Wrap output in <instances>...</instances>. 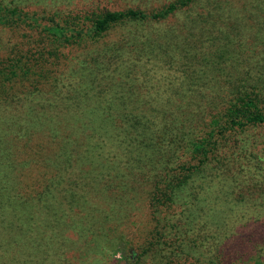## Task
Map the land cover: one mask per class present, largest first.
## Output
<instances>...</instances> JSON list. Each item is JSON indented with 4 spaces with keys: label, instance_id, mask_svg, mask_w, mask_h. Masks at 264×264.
Here are the masks:
<instances>
[{
    "label": "trees",
    "instance_id": "obj_1",
    "mask_svg": "<svg viewBox=\"0 0 264 264\" xmlns=\"http://www.w3.org/2000/svg\"><path fill=\"white\" fill-rule=\"evenodd\" d=\"M76 1L0 0V264H264V48L224 0Z\"/></svg>",
    "mask_w": 264,
    "mask_h": 264
},
{
    "label": "rangeland",
    "instance_id": "obj_2",
    "mask_svg": "<svg viewBox=\"0 0 264 264\" xmlns=\"http://www.w3.org/2000/svg\"><path fill=\"white\" fill-rule=\"evenodd\" d=\"M137 1V0H136ZM134 0H97L96 3L105 5L111 9H120L125 6H135ZM168 0H155L150 5L147 6H140L141 8L147 9L151 6H158L161 3H165ZM227 2L231 9H228L227 12L224 13L226 19H228L227 23L231 26H234L233 29L236 30V34L234 35L237 39V44L241 43L242 47L250 51V54L253 52H260L264 48V42L259 41V39L264 38V0H260L259 2L255 3L252 0H224ZM78 4H88L94 5L95 3H90L89 0H78L76 3ZM104 6V7H105ZM182 15H175L171 19L168 18L164 22H161L160 25L165 26H176V29L179 31L178 33L173 34V36L180 40V42L185 43V39H180L181 37H188L189 40L196 44V45H203L204 47L207 45L205 41H202L204 38L205 33L198 32L200 27L191 28L188 24L187 26H179L180 20H182ZM219 22V19L216 23ZM263 23V24H262ZM187 22L184 23V25ZM203 30V29H201ZM232 30V29H231ZM216 34V33H213ZM201 40V41H200ZM232 47L236 48V45H232ZM199 48V47H198ZM245 51V54H246ZM189 59V56L186 58V61ZM11 107V103L7 98H3L0 101V112L9 111ZM1 113V114H3ZM6 114V113H5ZM233 162V163H232ZM226 161V162H219L217 163L219 166L223 167H236V168H244L246 166L240 161ZM145 210L142 209L140 212L137 213L132 218V222L126 224L123 227V233L126 234V237L130 238L131 240H137V235L140 233L141 228L145 222ZM193 235H196L198 239L204 238L210 234L209 231H200L197 230L192 231ZM204 242V241H203ZM119 256L117 252L115 254V258ZM69 258V257H68ZM69 260L71 262L76 261L73 257H70Z\"/></svg>",
    "mask_w": 264,
    "mask_h": 264
}]
</instances>
